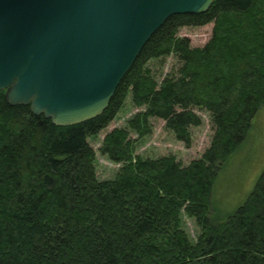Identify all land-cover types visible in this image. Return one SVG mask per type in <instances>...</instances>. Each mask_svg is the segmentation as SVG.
<instances>
[{
  "label": "trees",
  "instance_id": "obj_1",
  "mask_svg": "<svg viewBox=\"0 0 264 264\" xmlns=\"http://www.w3.org/2000/svg\"><path fill=\"white\" fill-rule=\"evenodd\" d=\"M211 23L202 48L178 35ZM170 56L180 66L157 82L148 64ZM129 94L145 108L129 123L139 139L152 134L154 118L191 148L205 112L210 146L187 165L175 155L144 158L129 129L116 128L100 152L122 166L99 180L88 139L111 125ZM263 108L264 0H215L205 14L168 19L108 109L88 122L56 126L0 91V264H264V172L225 222L212 215L217 176ZM183 214L200 229L194 244Z\"/></svg>",
  "mask_w": 264,
  "mask_h": 264
},
{
  "label": "water",
  "instance_id": "obj_2",
  "mask_svg": "<svg viewBox=\"0 0 264 264\" xmlns=\"http://www.w3.org/2000/svg\"><path fill=\"white\" fill-rule=\"evenodd\" d=\"M215 0H0V91L59 127L101 116L153 35Z\"/></svg>",
  "mask_w": 264,
  "mask_h": 264
},
{
  "label": "rangeland",
  "instance_id": "obj_3",
  "mask_svg": "<svg viewBox=\"0 0 264 264\" xmlns=\"http://www.w3.org/2000/svg\"><path fill=\"white\" fill-rule=\"evenodd\" d=\"M214 23L202 27H185L179 31V37H187L193 48L204 47L212 38ZM237 34V33H236ZM240 37V36H239ZM247 43V42H246ZM180 63L174 56L152 60L148 69L157 82H161L168 74L178 70ZM145 108H138L132 102V94L125 99L122 109L111 125L96 136L88 139L90 146L97 155V176L99 180H113L121 168V164L111 162L102 155L100 148L106 135L113 129H129L133 139L137 140L136 155L144 158H160L175 155L184 165L199 158L210 146L213 128L210 117L205 112H197L202 118L200 127L192 128L193 144L186 148L183 143L165 128V122L152 118L151 135L139 139V134L129 128V123L137 114L143 113ZM264 172V108L253 119L252 126L245 141L231 155L220 170L213 195L214 219L223 223L243 205L254 190L256 183ZM183 229L189 235L192 243L197 241L200 233L195 220L185 214L182 215Z\"/></svg>",
  "mask_w": 264,
  "mask_h": 264
}]
</instances>
